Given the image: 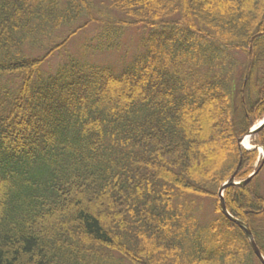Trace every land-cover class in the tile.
Returning a JSON list of instances; mask_svg holds the SVG:
<instances>
[{"label": "trees", "instance_id": "trees-1", "mask_svg": "<svg viewBox=\"0 0 264 264\" xmlns=\"http://www.w3.org/2000/svg\"><path fill=\"white\" fill-rule=\"evenodd\" d=\"M263 117L264 0H0V264H261Z\"/></svg>", "mask_w": 264, "mask_h": 264}, {"label": "rangeland", "instance_id": "rangeland-1", "mask_svg": "<svg viewBox=\"0 0 264 264\" xmlns=\"http://www.w3.org/2000/svg\"><path fill=\"white\" fill-rule=\"evenodd\" d=\"M133 28L129 29L126 32L125 37L122 39L121 46L117 50V52L114 53H106L101 54L97 53L96 56H94V59L96 62H101L105 64L112 65L113 71L117 73L116 71L120 70L123 63L126 60H129L131 55L134 53L136 46L138 45V42L140 40V36L143 33L140 29ZM94 28L93 25H90L88 28H84L79 33H77L75 36H73L70 41L66 45V50L70 52L71 54H77L80 51L81 45L85 44L87 41L89 42V39H91L94 36ZM134 37V40L132 38ZM90 43V42H89ZM87 43L85 46L89 45ZM124 52H128L127 54H124ZM65 56V55H64ZM59 62L58 55L52 56L50 59H48V63L53 65L55 63ZM54 66V65H53ZM253 137L251 139V144H253ZM254 147V144L250 147L251 149ZM243 149H246L244 146H242ZM258 158L262 155V150L260 148L257 149ZM257 166V163L254 164L253 168Z\"/></svg>", "mask_w": 264, "mask_h": 264}, {"label": "water", "instance_id": "water-1", "mask_svg": "<svg viewBox=\"0 0 264 264\" xmlns=\"http://www.w3.org/2000/svg\"><path fill=\"white\" fill-rule=\"evenodd\" d=\"M264 127V119L262 121H260L255 127H253L248 133L246 136H252L254 135V133L258 132L259 130H261L262 128ZM245 139V137H243L241 141H243ZM259 170V169H258ZM257 171H255L254 173H252L245 181H243L242 184H247L251 178L253 176H255L257 174ZM235 174L231 176V178L225 183L223 184L220 189H219V209L220 211L222 212V214L228 218L230 221H232L235 225H237L240 229H242L245 233V235L247 236L248 240H249V243L251 245V248L254 252V255L256 256V258L261 262V264H264V258L263 256L261 255V253L259 252L258 248H257V245L255 244V241L253 239V236L251 234V232L249 231V229L240 221L234 219L233 217H231L229 215V213L226 211V207H225V204H224V200H223V197H222V192L224 191V189H226L227 187H230L232 185H236L235 182Z\"/></svg>", "mask_w": 264, "mask_h": 264}, {"label": "bare ground", "instance_id": "bare-ground-1", "mask_svg": "<svg viewBox=\"0 0 264 264\" xmlns=\"http://www.w3.org/2000/svg\"><path fill=\"white\" fill-rule=\"evenodd\" d=\"M242 145H243L245 148L250 149V147H251V143H250L249 137H246V138L242 141Z\"/></svg>", "mask_w": 264, "mask_h": 264}]
</instances>
